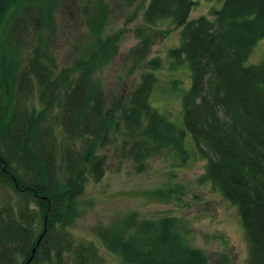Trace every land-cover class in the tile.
<instances>
[{
	"label": "trees",
	"instance_id": "obj_1",
	"mask_svg": "<svg viewBox=\"0 0 264 264\" xmlns=\"http://www.w3.org/2000/svg\"><path fill=\"white\" fill-rule=\"evenodd\" d=\"M198 1L148 0L143 12L147 31L163 19L181 29V44L170 54L190 70L183 130L150 104L159 58L147 62L151 72L125 99L106 105L94 74L116 54L119 33L102 36L108 14L102 0L87 20L90 42L58 71L46 38L58 0L32 15L27 9L36 0H0V264H26L31 257L28 264H61L64 254L73 264H106L93 244L73 246L68 233L87 174L95 181L104 175L106 156L99 150L122 133V150L137 163L165 148L182 160L186 132L206 161L207 180L237 208L249 244L246 264H264V62L244 65L264 36V0H224L214 19H189ZM22 14L30 27L38 22L27 58L19 39L8 35ZM140 30L146 34L135 50L138 62L150 44V34ZM138 218L132 213L97 232L120 264H206L174 218Z\"/></svg>",
	"mask_w": 264,
	"mask_h": 264
},
{
	"label": "rangeland",
	"instance_id": "obj_2",
	"mask_svg": "<svg viewBox=\"0 0 264 264\" xmlns=\"http://www.w3.org/2000/svg\"><path fill=\"white\" fill-rule=\"evenodd\" d=\"M102 1L108 11L102 36L119 33L116 54L94 74L104 91L106 105H111L115 98L125 99L139 83L141 75L151 72L147 62L159 58L158 68L152 70L155 82L150 104L178 129L184 130L182 98L191 85L190 70L186 61L170 54L181 44V29H172L170 19H163L152 31H147L143 12L148 0ZM96 2L58 0L60 7L53 11L54 31L46 36L47 53L54 57L56 71L72 63L90 42L92 36L87 20ZM223 2L199 0L191 9L189 19L200 16L214 19L213 12L219 10ZM46 3L47 0H36L35 9L29 5L27 13L32 15ZM17 20L20 26L14 28V34L8 35L11 40L19 39L22 58H27L36 46L34 27H38V22L35 20L30 27L23 14ZM141 28L150 34V44L144 60L138 62L135 50L140 46L142 35L146 34ZM262 62L264 36L256 41L244 65ZM121 135L114 136L99 150L106 156L103 177L95 181L87 174L85 190L77 200L76 216L68 228L73 246L93 244L98 258L106 264H120L119 258L103 247L97 232L119 224L134 213L141 220L174 218L179 234L189 246L203 252L206 264H246L249 244L237 208L205 177L206 161L197 152L188 132L185 136L186 158L181 160L174 151L165 148L142 163L133 161L122 150ZM72 257L64 254L61 264H73ZM46 264H54V260Z\"/></svg>",
	"mask_w": 264,
	"mask_h": 264
},
{
	"label": "water",
	"instance_id": "obj_3",
	"mask_svg": "<svg viewBox=\"0 0 264 264\" xmlns=\"http://www.w3.org/2000/svg\"><path fill=\"white\" fill-rule=\"evenodd\" d=\"M38 244V243H37ZM35 252V249L32 250V254ZM32 258V257H31ZM31 258L28 260V262L31 260ZM28 262L26 264H28Z\"/></svg>",
	"mask_w": 264,
	"mask_h": 264
}]
</instances>
